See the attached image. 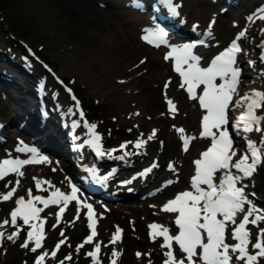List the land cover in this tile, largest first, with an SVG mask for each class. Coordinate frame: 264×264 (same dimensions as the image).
I'll use <instances>...</instances> for the list:
<instances>
[{
	"label": "snow or ice",
	"instance_id": "6c2138e0",
	"mask_svg": "<svg viewBox=\"0 0 264 264\" xmlns=\"http://www.w3.org/2000/svg\"><path fill=\"white\" fill-rule=\"evenodd\" d=\"M137 9L145 7L143 0H133ZM158 4L167 9L170 16L178 17L180 15L178 8L180 5L174 0H158ZM249 21L255 19L264 20V7L247 18ZM213 19L209 24L207 35L211 36V27L214 25ZM142 39L148 44L157 48L167 45L169 51L164 56L165 60L174 61L173 70L181 77L180 87L186 89L191 100L197 101L199 107L204 110L201 119V132L199 138L210 139V145L201 153L199 159L194 161L195 174L191 177L190 188L175 195L173 199L168 200L163 206L162 211L174 214V225L178 231L175 235L171 234L169 227L153 222L148 227L149 237L155 241L157 238H163L161 248L164 251L163 264H232L233 260L240 261L241 264H258L259 260L264 258V228L259 225L264 223V209L259 208L256 203L249 198L246 193L247 184L245 179L251 178L257 173L259 166L264 164V91L251 90L245 93L233 103V98L238 92L242 69L239 67L237 58L243 51L239 41L245 38L247 30H242L231 41L228 47L216 55L207 66H202V57L195 54L194 49L198 44H205L204 40L189 42L180 45L170 44L168 40V31L160 24L144 30ZM261 61L264 62V52H262ZM145 63V61H141ZM254 63V62H250ZM220 81L219 83L217 81ZM61 83H63L61 81ZM123 83V81H121ZM166 82L165 87L167 88ZM198 89L200 92L198 93ZM72 94V89H66ZM74 107H79V101L72 95ZM169 112L173 115L177 111L176 104L167 99ZM237 107L243 108L238 118L232 123L231 127L235 129V134L257 132L261 134V140H246V149L239 159L237 149L234 148L233 133L229 131V109ZM261 113V114H258ZM83 116V110L79 112ZM138 115V113H137ZM78 127L80 121H73ZM96 124L88 123V129L91 138L86 143L91 146L95 154L99 157L111 155V152H105L102 147V137L96 132ZM180 133L183 150L188 151L190 142L197 139L195 136L185 135L183 128L177 129ZM156 130H153L149 140L154 139ZM147 140L139 139L135 142L137 149L143 148ZM16 151L27 152L30 154L28 159L19 157H7L0 160V180H4L9 175H16L14 184L8 181L5 192H0V201L7 202L11 200L20 186V177L24 176L23 167L34 163H44L48 157L41 155L35 147L24 146L20 142ZM122 149L127 144L120 146ZM116 151L115 149L112 152ZM153 165L152 167H156ZM152 167L144 170L141 175H147L152 171ZM169 168L175 170L174 164H169ZM87 171L90 177L84 178L86 181L91 179L96 184L104 185L112 173L99 175L97 169L89 168ZM220 173L219 178L217 174ZM35 187L41 192H49L48 196L33 195L32 189L27 190V198L19 196L15 200L16 207L10 213V220L4 219L0 222V247L5 240L15 242L27 226L26 239L21 245L28 249L30 244L32 252H37L43 247L46 238L45 223L46 218L41 217V213L49 206H59L56 213L58 226L68 204L75 201L78 205L87 209V227L90 234L85 238L82 244L77 247V251L85 244H92L94 238L98 235L97 219L93 210V205L82 201L78 196L80 188L70 182V192L66 193L59 188H55L50 181L33 177ZM173 181H168L171 184ZM47 185V188L44 187ZM255 196V193H251ZM38 205H43L40 207ZM247 206V207H246ZM155 207V206H153ZM242 214V219L237 222V217ZM18 219L22 224H18ZM79 219V209L77 210L75 220ZM11 224L15 231L7 234L5 226ZM249 225L257 228L255 242ZM230 235L235 243L227 242V236ZM123 230L117 226L109 241L115 245L122 239ZM63 232L61 236L63 237ZM66 238L59 240L55 249L49 253L41 252L35 260V264H45L46 257L51 255L55 258L61 245L65 244ZM178 245L181 251V257L178 258L173 249V243ZM254 249L255 251H250ZM101 242L94 244V249L87 252V256L92 258L93 264H101L100 260ZM121 255L119 251L112 252L111 264H117V258ZM140 257L142 253H136ZM149 256L151 253L148 254ZM71 260V255L65 257ZM64 264V261H60ZM151 264V261H149Z\"/></svg>",
	"mask_w": 264,
	"mask_h": 264
},
{
	"label": "rangeland",
	"instance_id": "374dc122",
	"mask_svg": "<svg viewBox=\"0 0 264 264\" xmlns=\"http://www.w3.org/2000/svg\"><path fill=\"white\" fill-rule=\"evenodd\" d=\"M125 1L126 0H114L113 2L117 3V5L121 7V5L125 3ZM132 1L133 0H130V2ZM252 2L253 0H241L240 4H237L235 6L223 5L222 8L227 7V9H229L230 11L232 10L238 13H242L245 11V13H247V7ZM67 3V0H48L47 2H44L42 6L46 7L52 14L54 13L55 15H57L60 11L61 13L67 15V12L69 11ZM216 5L218 6L219 4ZM217 6L214 7L217 8ZM119 9V11L123 13H128L125 14L127 15V18H133V16H135V14H133L134 11L131 9V6H129L128 8L121 7ZM37 11H40V8L36 3V0H5L3 3H1L0 6V99H3L6 102L2 105L0 104V116L3 117L1 120L6 122L7 120H9L8 118L12 117L11 114L13 112L22 113L21 118L18 121L15 122L16 119L14 120V123L16 124L20 122V120H23L25 117H29V115L25 113L24 106L29 102L31 103L33 100L37 101V92H42L44 86L47 88V85L49 87V83H52L54 85L57 84L56 86L60 91L58 95L55 94L51 88L49 89L52 93L47 91L42 92L43 96H45L46 93V96L49 97L50 105L55 104V102H52L51 99L56 101V111H62L64 108L73 107L75 109L74 112H76V115L84 128L87 126V122L96 124L97 129L102 136L106 150L111 153L112 150L115 149L114 146L119 143L124 142L128 145H132L139 139L147 140V155L142 159L147 161L144 166L149 165L151 163L150 161L155 158L152 156H154V150H156V147L151 145L152 141L148 139V135L152 133V119L155 112L157 113L158 111H163V104H161V102H157L159 104L157 105V107H152V105L149 106L148 104L149 101L147 100L150 99L156 102V100H154V96H157L156 98L160 100L158 89L152 86L153 82L151 80H145L146 82L143 81L144 83L141 82L140 84V82L137 83L136 80H133L134 78L132 77L127 78L126 75L128 72L125 71L126 68L123 69V73H120L118 71L110 73L109 71H107L108 69L104 68V64H100L101 61L104 62L100 57L104 56V52L99 49V46L97 47L94 45H88V43L77 34V31L74 29L70 18H64L62 20V25L63 23H65L66 28H59L55 33V36L60 40V44H62L63 49L61 56L58 55L54 51L52 33L49 29L47 30L45 28L44 20L41 17V15L46 16V14H44V12L38 13ZM162 12L168 13L167 9L162 10ZM167 16H169V14L163 15L162 18L166 19ZM182 17L185 22V24H182V26H185V29L191 32V26L196 24V22L194 23V20L188 18V15L186 13L185 16L183 15ZM199 23L201 25H198V27L201 28H195V26L193 27L195 28V34L201 35L209 27L206 26L205 21L199 20ZM56 24L58 27H60L58 20L56 21ZM238 25H244V23L242 22ZM70 28L74 30L71 32L69 30ZM62 30L65 31V33L66 31L70 32L69 34H64ZM249 30L250 38H248V43H252L254 40H256L255 37L259 32V25H254L253 27H251V29L249 27ZM12 33L16 34V38L12 36ZM245 50L247 53L252 55L250 47L245 48ZM65 55V58H67V60L75 59L73 63L69 62L70 68L68 69H65L63 64V57ZM122 55H124V53L118 54V56L120 57ZM141 56H144L143 53H139V55L137 54L136 61L134 62L139 63L141 67L140 70L142 72L143 70L145 72L147 70L148 72H150V70H152L150 66L153 65L150 57L145 56L139 61ZM142 60L145 61V63L142 64ZM130 62H132V60ZM16 65L24 68L23 71L16 70V67L14 68V66ZM81 65L84 67L83 71L79 69ZM140 70L138 71V73L141 72ZM248 72L252 73L251 70ZM116 74L120 75L121 78L128 79V82L126 84L128 87H131V89H125L127 88V86L123 87V89L127 92L131 91L132 94H135L133 95V97L139 103L136 107L137 112L135 117H127V115L124 113L125 111L122 112V110H126L128 105H126V107L122 109L120 107L121 100L118 97L119 94L115 92L111 93L109 87L106 89L103 86V82L101 81L102 78L108 79V81L110 82L111 80H113L112 77H114ZM53 76L57 77L58 80L55 81ZM41 80L43 81L44 86L42 85ZM142 80L144 79H141V81ZM250 80L251 79H246L245 82L249 83ZM61 81L63 82V85H60ZM9 82H12V84L9 85ZM96 84L97 86H95ZM68 86L72 89L75 95H77L81 99L82 104L85 107L83 116H80V110L78 111V108L73 106L74 102L72 99V95L74 94H69V97L67 96L65 88H67ZM169 86L170 85L168 83V88ZM112 90L114 91V89ZM7 95H10L11 102L9 100L6 101L8 99ZM142 98L144 99V102H139ZM19 102L22 105L24 104L23 107L17 106V103ZM38 110L39 107L36 104L33 109V119L38 116ZM138 110L141 112H139ZM56 114V112H51L48 108V115L52 116H50L51 120H48L50 121L49 129L51 131L53 130L52 135L54 140L63 145L66 143L64 142V136L67 135V132H69V127L68 125L63 126L65 124L63 120L57 121L59 118H57L58 114ZM233 114H236L235 110H233ZM63 119L65 120V117H63ZM181 123L183 124V122ZM62 128L64 129V131H59ZM106 128H109V131L108 135L104 138L102 133ZM4 129H6V127H4ZM11 129V134H14L12 136H15L19 143L23 142L24 146H28L30 141L23 137L24 132L18 130L17 127H13ZM192 134L194 133L192 132ZM11 139L12 138L10 137L9 139L7 138L9 142ZM176 144L179 147L178 140ZM43 155L47 156L54 165V167L52 166L49 169V173L45 175L46 178L52 179L54 185L57 187H65L68 181V174L74 173L77 168L73 166L71 162L68 163L65 158L61 156H54L51 153H43ZM61 167L62 169H65L66 173H63ZM31 170H33V168L29 169L26 172V174L28 175L25 181V185L21 186L18 194L27 196L28 189H32V194L41 192L35 187V183L33 180L34 175L31 174ZM258 171L261 172L262 176L260 179H262L263 181L260 180L256 182V184L257 186H259V189H261V187L264 188V164L259 167ZM15 178H17V176ZM15 178L12 179L16 180ZM44 187L47 188V185H45ZM5 189V186L4 188H0V192H5ZM46 192L47 191L42 193ZM0 204H2V202ZM116 206L117 205L108 204V207L113 209V211L111 212H107L106 208L102 211H96V217L99 218V222L97 223L98 237L96 236L94 238L92 244H85L79 252L76 250L77 247L82 244L85 238L90 234V229L87 227L86 210L84 211V213H82V216L85 217L83 218V221L77 220L73 223V221L71 220L72 217L69 216L68 221L57 228H53V224H50L48 228L50 230V234L48 240L46 241V248L52 252V249H55V245L59 242V240L66 238V242L65 244L61 245L60 250L57 252L55 258H49L51 259L49 263L58 264V262L63 260L64 264H91L88 258H86V253L92 251L95 243L101 242L102 252L100 254L105 264H111L112 252L114 250L121 253V255L117 258V264H149V261H151V264H159L160 259L162 258L161 247L158 243L153 242L149 237V234L147 232L148 219L145 220L141 216H137L133 213L131 214L126 207L120 206V208H117ZM1 207L2 210L0 213L3 215L0 216V219H2L3 221L4 218L6 219V213L9 207L5 203ZM117 226L123 230L124 238L118 241L115 245H112L109 243V241L112 237V234L116 231ZM5 230L7 234H11L13 231H15V227L7 225L5 226ZM61 232H63L64 234L63 237L61 236ZM25 239L26 235L24 234V231H22L21 235L15 240V242L5 240L3 246L0 247V264H34L35 253L31 251V244L28 249L21 247ZM138 252L142 253L140 257H137L136 255V253ZM149 253H151L150 256L148 255ZM69 255H71L72 257L70 261L65 259V257ZM258 264H264V258L260 259Z\"/></svg>",
	"mask_w": 264,
	"mask_h": 264
},
{
	"label": "bare ground",
	"instance_id": "6f19581e",
	"mask_svg": "<svg viewBox=\"0 0 264 264\" xmlns=\"http://www.w3.org/2000/svg\"><path fill=\"white\" fill-rule=\"evenodd\" d=\"M47 1L48 0H36V3L38 4V6L40 8V11H37V12L38 13L44 12V14H46V16L41 15V17L44 20L45 28L47 30L49 29L52 33V41L54 42V51L58 55L61 56L63 49H62V44H60V40L55 36V33L59 28L65 29L66 26H65V23H63V25H62V20L64 18H70L72 21V24L74 26V29L77 31V34L80 37H82L88 43V45H92V46L94 45L97 47L99 46L100 47L99 49L104 52V56H100L101 60H103L104 62L101 61L100 64H102V65L104 64V66H105L104 68L108 69L107 71H109L110 73L117 72V71L120 73H123V69L126 68L125 71L128 72V73L126 72L127 75L125 74L126 77L127 78L128 77L134 78L133 80H136L137 83L140 82V84H141V82H143V81L146 82L145 80H147V81L151 80L153 82L152 86L156 87V89H158V91H159L160 100H158V98H156L157 96L156 97L154 96V100H156V102L152 101L151 99L147 100V101H149L148 102L149 106L152 105V107H157V105H159L158 103H160V102H161V104H164L163 97H170L171 100L176 104V107H177V111L174 114V117L176 115H178V121L183 122V126L185 127V128L183 127L184 130L186 132L192 131L194 133L193 135L195 137H197V139L193 140V144L191 145V148L186 153H182L181 152L182 150L180 151V149L178 148V146L176 144L177 143L176 138H175L176 132H171L168 129L170 124L172 123V120L166 119L164 116H159V117L154 116L152 119V125H154L155 127H157V126L161 127L160 132H158L157 136H158V138H161V140L163 139L160 142V146H157V148H155L156 151L154 150L155 151L154 163L157 166L153 167L152 172L148 173L147 175L142 176L141 173H139L138 177L125 178L126 181L129 180V181H127V185H129L131 187H135V188L131 189V190H135V192L131 193L130 197H129L131 203H129L126 206L127 209L129 210V212H131V214L133 213L137 216H141L145 220L149 219V220L160 221V219H162L163 221H162L161 225L170 227V224L172 221L171 215H174V214L165 213L161 210L162 206L165 204L164 203L165 197L168 194L173 195V190L177 189L179 186L186 183L187 177L185 175V171L189 168L190 165L195 166V164H194L195 149H198V151H199L201 148H204L209 141V139L199 138L200 130L197 128V118L200 116V114L202 113L203 110L199 107V104L197 101L191 100L189 98L188 93L186 92V89L180 87L181 77L179 76L178 73H176L173 70L174 61L164 59L165 54L167 53V51H169L168 46L163 45V46L157 48L153 45L148 44L146 41H144L142 39L143 35L145 34L144 30L156 25L151 21H147L146 17L142 16V17H138L137 19L127 18L126 17L127 15H125V14H128V13H123V12L119 11L120 10L119 8H121L123 6L121 5V7H120L119 5H117V3L113 2L114 0H67L68 1L67 7L69 8L67 15L61 13L60 11L58 12L57 15H55L54 13H53L54 14L53 15L52 13H50L48 11V9L46 7L42 6V4L44 2H47ZM154 1L158 2V0H152L151 2L153 3ZM193 1L194 0H174L175 3H178L180 5V7L178 8L180 15L178 17L172 16L171 21H168L167 18L166 19L162 18L163 15H168V13H163L162 10H164L165 8L160 5L161 9L159 12L155 13L154 20H156L158 22V24H160L161 26H163L165 28L166 27L169 28L168 40H169L170 44L180 45V44H184V43H187L190 41L189 39L188 40L187 39L186 40L185 39H176L175 37H173L174 32L181 31L180 28L185 30V26H182V24L183 25L185 24L183 17H182L183 15L185 16V13L188 15V18H191L192 20H194V23L196 22V24L193 25L195 27H198V25H201L199 23V20L205 21L206 26L209 27L210 22L214 19L215 23L211 27V36H208L206 38L205 44L199 46L195 50V54L200 55V56H205V59L209 60L208 58H206L207 54L212 52L214 48H217L218 44H220L218 42L223 43L225 40L226 41L229 40L228 38L231 35H233L235 32H237V29H236L237 26H235V25H238L239 23H242V22L245 23V16L242 15L241 13L234 12V11H232V12L231 11H229V12L223 11L218 7L217 8L214 7L211 3L207 2L206 0H195V2H193ZM234 1L235 0H230V3H233ZM256 2H258V1H256ZM143 3L145 5V7L150 6V2L148 0H143ZM57 20L59 21L60 27H58L56 24ZM193 26H191V32H189V33L191 35H197V34H195V28ZM72 28L69 29L71 32L74 30ZM198 28H201V27H198ZM208 29L205 32H203V34L207 33ZM70 31H68V32L66 31V33H65V31H63V33L69 34ZM203 34H201V35H203ZM201 37H203V36H201ZM258 37L260 38V42H261V39L264 38V31L260 32ZM256 44H257V42L256 43L252 42L251 46L253 49H254V46ZM120 53H122V54L124 53V55H122L121 57L118 56V54H120ZM139 53H143V55H144V56L140 57L139 61L145 56L150 57V59L153 63V65L150 66L152 69V70L149 69L150 72H148V70L146 72L143 70V72H142L140 70L141 67H140L139 63L134 62V61H136V55L137 54L139 55ZM65 57H66V55L63 57V64H64V68L68 69V68H70L69 62L73 63V61H75V59L67 60V58H65ZM95 59H96V57H95ZM131 60H132V62H130ZM134 63H136V64H134ZM152 63H150V64H152ZM201 65L202 66L204 65L203 60L201 61ZM83 68L84 67L82 65L79 67V69L81 71H83ZM169 69H172V72H171L172 77H171V80L169 83L170 86H169L167 91H164L163 85L168 81L167 76H168V70ZM139 70L141 72L138 73ZM113 74H112V76H113ZM263 75H264V72H263ZM112 78H113V80H111L110 82L108 81V79L102 78L101 81L103 82V86L106 89L109 87L111 90V93L115 92V93L119 94L118 97L121 100V106L120 107L122 109H124L126 107V105H128L126 110L121 109L122 112L125 111L124 113L127 115V117H129V118L135 117L136 112H137L136 107L138 106L139 103L133 97V95H135V94H132L131 91L127 92L123 89V87L127 86L126 83L128 82V79L127 78H121V76L118 74H116ZM109 79H111V78H109ZM141 79H144V80L141 81ZM121 81H123V83H121ZM255 82H256V84H259L258 81H254V83ZM256 84H254L250 88V91L253 89L264 91V88L263 89L259 88ZM42 85L44 86L43 81H42ZM56 85L49 83V87H48V85H47V88L44 86L43 91L51 92L49 89V88H51L53 90V92L58 95L60 91ZM95 86H97V84ZM139 87H141V86H139ZM96 89H97V87H96ZM112 89H114V91ZM125 89L128 90V89H131V87L127 86V88H125ZM199 92H200V89H198V93ZM7 97H8V99L6 101H8V100L10 101L11 100L10 95H7ZM43 100H44L43 103H45V105H48V108L51 112L54 111L58 114L57 118H59V119L57 121L63 120L65 122V124L63 126L69 125V127L73 130L72 134L70 135L71 139L85 141V132H84L83 127L81 126V123H80V126H78V127L73 123V121H80L76 115V112H74L73 107L64 108L62 110L63 112L62 111H56L57 104H56L55 100L51 99V101L52 102L54 101L55 104L50 105L49 104L50 103L49 97L46 96V93H45ZM139 102H144V99L142 98ZM4 103H6V102L3 99H0V104L2 105ZM234 103H235V101H234ZM36 104L38 106L40 105L37 101L33 100L31 103L29 102L27 105L24 106L25 113H27L29 115V117H25L24 119H28L29 121L34 122L33 109L36 106ZM23 105L20 102L17 103V106H19V107H23ZM41 107L44 108V106H41ZM234 110L236 111V114H233V117H234L233 119H236L239 117L240 111L242 112L244 109L237 107ZM139 112H141V111H139ZM168 113H170V112H168ZM14 114H15L16 120H19L21 118L22 113L15 112ZM155 114H156V112L154 113V115ZM63 117H65V120L63 119ZM39 128L43 129V127H39ZM70 128H69V130H70ZM6 129L8 130V132L5 131V138H0V160H3L7 157H19V158L21 157V159H28L29 157L24 158L23 156L25 154L29 155V153L16 151V149L20 145H19L15 136L8 134L9 128H6ZM46 131L51 136H53L52 135L53 130L51 131L50 129H46ZM149 135H148V137H149ZM239 135H240V138L243 139L244 142H246L247 139H252L255 141L261 140L260 134L257 132H252V133H247V134L240 133ZM9 137L12 138L10 140V142H9V140H7V138L9 139ZM42 139H43V142H46L49 139V136L46 134L44 137H42ZM69 139L70 138H67L66 141H69ZM39 140L40 139H38L37 141H39ZM156 143H157L156 140L153 141V144H156ZM37 144H38V142H37ZM42 146L44 147V149L47 148L46 143H45V145H42ZM238 152H241V148L238 149ZM152 157H154V156H152ZM169 164H174L175 170L178 171V172H176V175H178L180 177V182H182V183L168 187V188H166V190H163L157 194H153V195L148 194V195H150V196H148L146 194L147 191L143 190V188L146 189L144 187L146 180H148V179L152 180L153 179V180H155V183H156L157 179H155V177L157 175H161V176L165 175L168 178H173V175L168 174L167 166H169ZM52 166H53V162L49 159L47 162H44V163L29 164V165L24 166L22 169L24 172V176L19 178L20 179V186H19L17 192L20 190L21 186L25 185V181H26L27 175H28V174H26V172L29 169L33 168V170H31V174H33L34 177L43 179V178H45V175L47 173H49V169ZM192 169H193V167H192ZM15 177H16V175L12 174V175L7 176L4 180H0V188H2V187L4 188V186L8 182V180L15 178ZM128 188H130V187H125V188H121V189L119 188V191L125 192ZM81 200L84 201L83 199H81ZM252 200L256 203V205L259 208H261V209L263 208L264 203H260V202L256 201L254 199V197ZM0 202H2V201H0ZM74 202L75 201H73V203ZM70 203L67 206L68 210H67V214L65 217L76 216L77 210L79 209V219L78 220H83L84 217L82 216V212H83L84 208L78 204L75 207H70ZM93 206H95V204H93ZM153 206H155V207H153ZM136 220H137V218H136ZM167 223H168V225H167ZM48 257H47V259H48ZM91 264H93V262H91Z\"/></svg>",
	"mask_w": 264,
	"mask_h": 264
},
{
	"label": "trees",
	"instance_id": "16d2710c",
	"mask_svg": "<svg viewBox=\"0 0 264 264\" xmlns=\"http://www.w3.org/2000/svg\"><path fill=\"white\" fill-rule=\"evenodd\" d=\"M5 0H0V6H1V3H3Z\"/></svg>",
	"mask_w": 264,
	"mask_h": 264
}]
</instances>
